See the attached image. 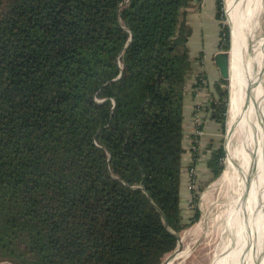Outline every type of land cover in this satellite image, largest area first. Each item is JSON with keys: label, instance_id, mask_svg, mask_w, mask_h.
<instances>
[{"label": "trees", "instance_id": "1", "mask_svg": "<svg viewBox=\"0 0 264 264\" xmlns=\"http://www.w3.org/2000/svg\"><path fill=\"white\" fill-rule=\"evenodd\" d=\"M201 1L0 0V264H161L198 221L181 176ZM208 152L212 181L225 154Z\"/></svg>", "mask_w": 264, "mask_h": 264}, {"label": "bare ground", "instance_id": "2", "mask_svg": "<svg viewBox=\"0 0 264 264\" xmlns=\"http://www.w3.org/2000/svg\"><path fill=\"white\" fill-rule=\"evenodd\" d=\"M259 1L225 0L231 26L229 119L225 145L229 138L230 141L235 138L237 142L238 160L227 158V163L229 179H234L238 187L226 217L231 241L225 249L226 256L217 264H264V97L259 81L264 39L260 40L263 50L258 59L257 49L253 50L248 45L250 42L247 44L250 38L245 34L251 23L256 25ZM251 28H247L249 33L254 29ZM243 45L249 47L250 62L247 64L242 58ZM228 151L231 155V149Z\"/></svg>", "mask_w": 264, "mask_h": 264}, {"label": "rangeland", "instance_id": "3", "mask_svg": "<svg viewBox=\"0 0 264 264\" xmlns=\"http://www.w3.org/2000/svg\"><path fill=\"white\" fill-rule=\"evenodd\" d=\"M259 11L257 13L256 25L251 23L249 27H252L249 33L247 28L245 29V34L250 39L247 40V44L252 47V49H257L258 59L260 58V53L263 49L260 40L264 39V0L259 1ZM223 13L225 19L219 21L222 24H228L230 29V24L228 22V9L226 8L225 0H223ZM247 31V32H246ZM218 43L221 46L223 41V36L217 37ZM264 41V40H263ZM258 42V43H257ZM252 44V45H251ZM258 44V45H257ZM231 44L229 43V47ZM264 46V44H263ZM260 48V49H259ZM229 50V49H228ZM249 47L241 46L242 58L244 63L250 62L248 58ZM253 51L251 52V54ZM264 53L262 55L263 62L259 69L260 86L262 89V94L264 97ZM261 62V60H260ZM227 98L226 101V111L224 114L223 127L219 124V137L216 140V146L218 143L223 147L224 158H223V171L220 177L210 181V174L201 178L198 181L197 195H198V208L200 211V216L197 222L185 229L179 234L180 245L170 254L166 255L161 264H217L219 260H222L226 256L225 249L229 246L231 241V233L229 226H227L229 210L232 206L233 201L237 196V184L235 180L229 179L230 169L227 163V158H231L233 161H237L236 156V145L237 142L235 138L227 142V124L229 119V102L230 99V84L227 81ZM229 146V147H228ZM227 147V148H226ZM215 148V147H214ZM226 148V152H225ZM228 149H231V155ZM227 153V154H226ZM204 184L203 189L200 190L199 186ZM185 188V183H183ZM230 192V193H229ZM184 195V194H183ZM182 195V197H184ZM231 197V198H230ZM233 198V199H232ZM192 207V206H191ZM191 207L187 205V201L182 202V215L188 217L191 214ZM227 214V215H226ZM229 230V231H228ZM186 253H185V252ZM183 253V254H182ZM182 254V255H181ZM221 258V259H220Z\"/></svg>", "mask_w": 264, "mask_h": 264}, {"label": "crops", "instance_id": "4", "mask_svg": "<svg viewBox=\"0 0 264 264\" xmlns=\"http://www.w3.org/2000/svg\"><path fill=\"white\" fill-rule=\"evenodd\" d=\"M187 24L191 29V35L188 40L189 55L192 59L191 70L186 82V94L183 107V133L185 153L182 158V194L185 198L186 191L183 187L187 168L194 166L197 171V177L201 178L209 175L206 161L210 153L202 154L199 160L191 162V146L197 136L194 134L192 117L195 114L196 106L199 105V113L202 125L199 126L204 135L198 137V141H204L208 151H214L216 140L219 137V124L211 118V103L217 99L214 84L221 80L218 68L214 64V55L220 49L217 37L220 35V22L215 17L214 0H202L199 4L187 9ZM202 80L204 86L198 93L195 87L198 81ZM210 146V147H208ZM215 147V148H214Z\"/></svg>", "mask_w": 264, "mask_h": 264}, {"label": "built area", "instance_id": "5", "mask_svg": "<svg viewBox=\"0 0 264 264\" xmlns=\"http://www.w3.org/2000/svg\"><path fill=\"white\" fill-rule=\"evenodd\" d=\"M204 82L202 80L198 81L196 87H195V92L198 93L202 90V87L204 86ZM196 111L195 114L192 117V124L194 127V134L197 136V139L193 142V145L191 146V156L190 159L192 160L191 162H195V160H199L202 154H204L205 150L207 149V145L204 141L199 140L198 137H201L204 135V132L199 126L202 125V119L201 116L198 115L199 113V105L196 106ZM198 177H197V171L194 166H190L187 168L186 175H185V190L187 192L186 194V201L188 206H192V201L194 195L197 194V188H198Z\"/></svg>", "mask_w": 264, "mask_h": 264}, {"label": "water", "instance_id": "6", "mask_svg": "<svg viewBox=\"0 0 264 264\" xmlns=\"http://www.w3.org/2000/svg\"><path fill=\"white\" fill-rule=\"evenodd\" d=\"M230 44H231V34H230ZM214 64L218 68L221 79L225 81H229L230 47L229 50L218 51L214 55ZM259 81H260V77H259ZM179 245H180V238H178V246Z\"/></svg>", "mask_w": 264, "mask_h": 264}]
</instances>
